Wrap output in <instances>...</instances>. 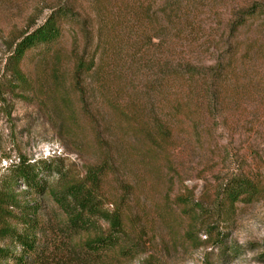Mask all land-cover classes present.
Wrapping results in <instances>:
<instances>
[{
    "label": "rangeland",
    "instance_id": "374dc122",
    "mask_svg": "<svg viewBox=\"0 0 264 264\" xmlns=\"http://www.w3.org/2000/svg\"><path fill=\"white\" fill-rule=\"evenodd\" d=\"M50 14L61 36L27 49L15 78V43ZM91 53L100 69L75 76ZM17 154L65 176L14 184L36 207L35 246L17 258L0 239V264H264V0H0V185ZM94 165L126 232L87 258L106 221L68 231L49 191ZM234 175L258 192L221 207Z\"/></svg>",
    "mask_w": 264,
    "mask_h": 264
},
{
    "label": "trees",
    "instance_id": "16d2710c",
    "mask_svg": "<svg viewBox=\"0 0 264 264\" xmlns=\"http://www.w3.org/2000/svg\"><path fill=\"white\" fill-rule=\"evenodd\" d=\"M61 27L55 14L48 15L40 24L27 32L17 41L10 54L13 63L15 78H21L18 67L20 58L31 47L42 44L51 48L61 36ZM100 67L91 53L89 56L77 55L73 64L75 76L85 72H97ZM44 171L46 173H44ZM54 172L59 177H64L65 172L52 159L28 160L21 154L10 163L9 176L0 185V239H7L10 244L19 247L21 258L24 254L34 249V228L37 224L35 217L36 207L34 202L18 199L19 192L15 190L17 181L23 183L27 190L42 192L47 185L45 174ZM103 172L101 165L87 168L83 178L66 182L59 189H50L53 200L62 209L66 217V228L70 232L90 230L94 228L97 219L107 223L105 231H96L91 237L83 241L87 258L98 257L103 250L115 247L120 243L125 230L122 226L121 211L118 208L107 209L102 207V202L97 188ZM258 192L255 181L246 176L234 175L221 185V195L218 205L231 206L235 201L244 198L251 199ZM18 210V213H15ZM221 213V212H220ZM219 214V212L217 213ZM17 217L21 227H17L11 218ZM209 236V231H206ZM125 251L126 249H122ZM47 251L39 253L38 261L48 260ZM13 255L9 244L0 245V260ZM44 260V261H43Z\"/></svg>",
    "mask_w": 264,
    "mask_h": 264
}]
</instances>
